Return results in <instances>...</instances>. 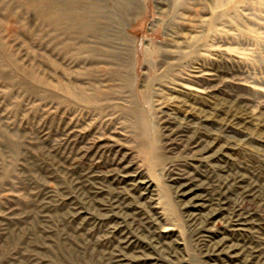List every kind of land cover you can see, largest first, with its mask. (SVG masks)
Listing matches in <instances>:
<instances>
[{"label":"rangeland","instance_id":"374dc122","mask_svg":"<svg viewBox=\"0 0 264 264\" xmlns=\"http://www.w3.org/2000/svg\"><path fill=\"white\" fill-rule=\"evenodd\" d=\"M138 1L0 0V264H264V0Z\"/></svg>","mask_w":264,"mask_h":264},{"label":"bare ground","instance_id":"6f19581e","mask_svg":"<svg viewBox=\"0 0 264 264\" xmlns=\"http://www.w3.org/2000/svg\"><path fill=\"white\" fill-rule=\"evenodd\" d=\"M128 1V0H127ZM144 1L145 0H139L138 2H139V5H140V7L142 8V5L144 4ZM183 1V0H182ZM228 1V3H230L231 5L228 7V13L230 12V10L232 11H234V10H236L237 9V6L242 2V1H244V0H236L235 2H233V1H229V0H227ZM246 1V0H245ZM219 2H221V4H225V2H226V0H220ZM130 3V2H129ZM242 3H244V2H242ZM240 7V6H239ZM238 7V8H239ZM241 8V7H240ZM224 12V11H223ZM223 15H224V13H223ZM116 34V33H115ZM119 34H123V36L124 37H126L125 39L126 40H131L130 38V35H129V33L128 32H126L125 30H124V32H120ZM117 39V38H116ZM127 43V42H126ZM89 50H90V48H89ZM128 51V52H130V53H128L129 55H127V54H124L123 52L124 51ZM116 54L119 56V58L120 59H123V65H125L126 67H129L130 68V73H129V75H130V77H131V80H132V54H133V48H132V45H131V43H127V47H122V45H121V47L119 46V47H117L116 48ZM90 53H91V50H90ZM126 53V52H125ZM117 56V57H118ZM124 56H127L125 59H124ZM88 61V60H87ZM90 69V68H89ZM153 150V149H152ZM200 163V162H199ZM154 168V167H153ZM134 175V174H133ZM132 175V176H133ZM143 179H145V178H143ZM126 182V181H125ZM132 183V182H131ZM133 184V183H132ZM143 185L148 189V188H150V187H152V186H154V183H153V181L152 180H150V179H146V180H144L143 181ZM141 188H144V187H141ZM140 188V189H141ZM181 190V189H180ZM152 192V191H151ZM184 194V193H183ZM187 194H189V193H187ZM187 194L185 193V195L187 196ZM184 195V196H185ZM241 223V222H240ZM167 231V230H166ZM163 233V232H162Z\"/></svg>","mask_w":264,"mask_h":264}]
</instances>
